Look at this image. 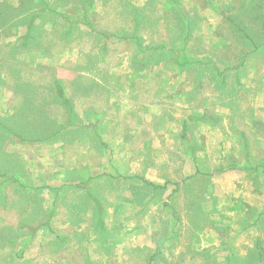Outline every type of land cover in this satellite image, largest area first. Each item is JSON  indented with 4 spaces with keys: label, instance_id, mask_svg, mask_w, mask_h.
Listing matches in <instances>:
<instances>
[{
    "label": "rangeland",
    "instance_id": "rangeland-1",
    "mask_svg": "<svg viewBox=\"0 0 264 264\" xmlns=\"http://www.w3.org/2000/svg\"><path fill=\"white\" fill-rule=\"evenodd\" d=\"M29 6L33 7L34 4L27 5L24 1V14H27ZM33 17L36 18L33 14L26 15L22 20L23 35L20 42L24 49L32 48L36 43L30 20ZM53 18L50 22L54 28L51 41L42 35L38 39L40 43H51L52 50L40 54L53 56L54 61L37 62L29 57L36 53L23 51L22 76L30 80L31 77L52 75L69 77L68 94L75 114L86 107V102L83 101L86 95L92 97V103L87 105L108 113L113 109L110 113L114 118V72L129 66L131 60L143 74L154 78L151 84L145 86V93L119 92L118 106L125 109L128 107L127 103H145L152 114V122L156 124L163 109L180 107L181 103L200 105L206 95L219 103L213 105L217 109L222 108L225 97V101L232 97L238 101L246 100L250 104L248 110L254 105L262 107L263 102L257 96L254 85L240 84V89L233 91L238 85L233 84L231 79L238 82L239 77L244 75L264 78V0H65L64 3L56 2ZM16 38L19 42L20 37ZM131 40L144 47L134 57L130 51ZM62 48L69 51L62 52ZM62 54H65L66 59H60ZM83 57L86 58V63L79 62ZM146 59L153 63L143 69L142 62ZM160 76H164L166 82L159 80ZM94 78L102 84L96 83ZM23 88L34 90L30 82L24 83ZM189 98L191 102H186ZM73 119L75 121L77 117H72V122ZM111 129V126L106 128L107 134L114 136ZM38 130L41 131L39 128ZM171 130L173 134V127ZM27 132L38 131L34 129ZM149 135L150 148L145 149L143 162L141 155L131 153L137 151V148H127L126 142H122L125 146L119 148L111 147L110 142H105V152L114 150V156L117 155L120 159L127 155L130 165L135 163V169H143L151 179L153 185L150 187L135 185L136 202L138 205L142 203L148 206L140 217L143 221L141 225L147 223V226L140 228L136 234L128 233L131 234V240H126L127 233L121 234L118 231L120 229L111 228L108 220L111 213L102 211V208H109L108 205L104 206L96 197L87 196L88 182L80 175L83 166L81 162L94 161L101 155V151L93 145L86 149L76 143L71 148L69 164L71 182L75 183L69 193L70 207H84L89 211L62 212L55 216V234L65 243L54 249L42 242L43 254L55 251L66 255L67 260H63L66 264H241V261L234 259V253H228L229 246H236L240 242L243 250L250 237L238 238L236 233L233 235L238 229L224 227L225 223H232V219L219 212L215 215L214 238L203 248V234L195 228L200 223L205 226L207 220L203 219L198 205L207 199V188L214 190V196L209 198L215 199L216 203L221 201L222 205V201L238 199L241 195L238 192L232 193L231 189L250 188V184H257V180L251 181L239 173H235L233 177H225L222 171L211 178L203 175L186 177L192 170L191 158L183 157L180 164L175 154L179 151L178 148L162 147L165 143L162 140H166L167 135L160 136L157 130L151 131ZM141 136L142 132L136 133L135 143ZM5 138L9 150L6 156L10 161L7 167L13 169L11 172L15 170L25 173V163L16 159L12 150V144L17 138L15 133L7 132ZM195 138L190 136L188 143ZM107 139L110 141L112 138ZM252 141L255 153L264 156V140L253 138ZM27 150L26 154L31 156L36 148L29 146ZM123 165L124 160L120 163V168ZM118 175L125 179L122 173ZM11 179L12 181L5 180L3 187L10 195L7 198L0 197V264H19L16 255L26 250L34 238L36 227L22 226L24 222L20 218L23 215L28 218L34 216L35 220L40 221L43 214L36 196L26 193L15 195L14 178ZM119 184V188L126 185L121 181ZM258 185L259 182L256 186ZM90 190L98 191V188ZM197 190L203 191V194L197 193ZM92 199L96 200L95 205H92ZM6 200L10 203H6ZM15 200L27 202L28 205L24 207L32 206L34 212H16ZM168 207L172 209L174 221V226L170 228L166 225L165 209ZM96 208H99L98 212L95 211ZM247 209L249 216H255V211ZM132 214L129 212L126 216L123 213L124 221L139 218L131 217ZM128 229L125 227V230ZM168 233L175 234L178 238L177 245L167 250L160 249ZM260 234L261 240L258 242L264 249V227ZM146 236L148 240L144 241ZM83 245L89 248L101 245L108 253L102 259L90 256L86 261L81 259ZM196 247L198 250H194ZM251 256L252 259L243 261L242 264H264V259H257L255 254ZM40 262L46 264V260L41 259L39 264Z\"/></svg>",
    "mask_w": 264,
    "mask_h": 264
},
{
    "label": "crops",
    "instance_id": "crops-1",
    "mask_svg": "<svg viewBox=\"0 0 264 264\" xmlns=\"http://www.w3.org/2000/svg\"><path fill=\"white\" fill-rule=\"evenodd\" d=\"M24 1L27 5L34 4L33 7L29 6L26 9L27 14H24ZM56 2L64 3L65 0H0V53H2L0 54V197L6 196L7 198L10 195L3 187L5 180L12 181L11 177H13L15 195L26 193L36 196V201L43 213L40 221L35 220L34 216L28 218L23 215L20 218L24 222L22 226H34L36 232L26 250L16 255L15 258L19 264H39L41 259L46 260V264H66L63 261L67 260L66 255L55 251H47L45 253L47 255L43 254L41 243L46 242L54 249L65 243L60 236L55 234V216H59L62 212L80 211L84 213L89 211L84 207L75 209L70 207L69 193L75 183L71 182L69 164L71 148L76 143L86 149L93 145L101 151V155L94 161L81 162L83 166L80 175L88 182L87 196L96 197L104 206L108 205L109 208H102V211L111 213L108 219L111 228L120 229L118 231L121 234L127 233L126 240H131L129 236L131 234L128 233L136 234L140 228H145L147 223L141 225L143 221L140 217L147 211L148 206L142 203L138 205L136 202L135 185L150 187L153 183L143 169L136 170L135 163L130 165L127 155L120 159L117 155L114 156V150L109 153L105 152L107 146L105 142H110L111 147L119 148L126 145L127 148H137V151L131 153L141 155L143 162L145 149L150 148L151 135L149 133L153 130H157L160 136L167 135L166 140H162L165 142L162 147L178 148L179 151L175 154L180 164L183 157L191 158L192 170L186 177L203 175L211 178L222 171L225 177H233L235 173H239L251 181L257 180V184L259 182L258 186L250 184V188L231 189L232 193L238 192V195H241L238 199L222 201V205L221 201L216 203L215 199L209 198V196H214V190L207 188V199L198 205L199 212L203 214V219L207 220V224L204 226V223H200L196 225L198 227L195 230L198 229V232L203 234L201 240L204 248L214 238L215 215L219 212L224 216L229 215L232 223H225L224 227L238 229L232 234L236 233L238 238L239 236L250 237V240L243 250L240 242L236 246H229L228 253H234V259L241 261V264L243 261L252 259L251 254L253 256L255 254L257 259L258 257L264 259V249L260 251L256 247V242L261 237L260 231L264 227V156L257 155L252 145L253 138L264 140V78L244 75L239 77L238 82L231 79L233 84L238 85L233 91L239 90L240 84L254 85L257 96L263 102L261 108L254 105L248 110L250 104H247L246 100L238 101L232 97L228 98L229 101H225V97L222 108L217 109L213 105L219 103L211 99L210 95H206L204 102L200 105L181 103L180 107L163 109L156 124L152 122V114L145 103H127L128 107L125 109L118 106L119 92L123 94L145 93V86L151 84L154 78V76L143 74L144 72L135 67L131 60L129 66L121 67L114 72V118L110 113L113 109L108 113V111L104 112L87 105L92 103V97L86 95L83 98L86 107L75 114L72 112L71 98L68 94L69 77L52 75L31 77L30 80L22 76L23 51L36 53L29 57L37 62L54 61L53 56L47 57L40 54L51 51L52 48L51 43H40L38 37L46 36L48 41H51V37L54 36V28L51 27L50 22L54 20ZM31 14L36 16L32 18L33 20L30 19L32 35L36 43L32 48L24 49L23 43L20 42L23 35L21 24L24 16ZM17 36L20 37L19 42ZM256 46L259 47L258 44ZM143 48V45H138L131 40L132 57ZM61 51L69 50L62 48ZM62 58L66 59L65 54L61 55L60 59ZM79 62L86 63V58L83 57ZM152 63L151 60H144L143 69L148 68ZM159 80L166 82L164 76H160ZM27 82L34 86V90H24L23 85ZM95 82L102 84L99 80ZM215 99L217 100L218 97ZM143 101H145L144 98ZM186 102H191V98ZM72 117H77V119L75 121L73 119L72 122ZM108 126H111L114 136L107 134ZM171 127L174 129L173 134ZM34 129L38 132H27L34 131ZM7 132L15 133L17 137L12 144V150L16 154L15 158L25 163L26 174L15 170L11 172L13 169L7 167L10 162L6 156V152L9 151L5 138ZM140 132L142 136L135 143L134 136ZM190 136L196 138L188 143ZM108 137L112 139L107 141ZM203 139L206 141L204 142ZM122 142L126 144L123 145ZM29 146L36 148L31 156L26 154ZM122 160H124V165L120 168ZM16 162L18 163L17 160ZM65 164L67 170H65ZM119 173L123 174L124 180L119 178ZM120 181L126 184L122 188H119ZM91 188H98V191L90 190ZM147 192L149 198L150 188ZM196 192L203 191L197 190ZM92 201L93 205L96 200L92 199ZM25 205L28 203L16 201L15 211L34 212L32 206L24 207ZM247 208L255 211V216H249ZM8 209L11 210V208H6ZM95 211L98 212L99 208ZM129 212L133 213L131 217L139 218L124 221L123 213L127 216ZM194 212L192 215L196 216ZM165 213L166 225L169 226L168 228L173 227L172 209L168 207ZM125 227L129 229L125 230ZM147 236L144 241L148 240L149 236ZM164 239L165 243L160 246V249L167 250L177 245L178 238L175 234L168 233ZM112 244H114V239ZM82 250L81 259L86 261L87 258H91L90 256L93 259H102L103 255L108 253L101 245L95 248L83 245ZM221 259L224 260L222 257ZM40 264H45V262H40Z\"/></svg>",
    "mask_w": 264,
    "mask_h": 264
},
{
    "label": "trees",
    "instance_id": "trees-1",
    "mask_svg": "<svg viewBox=\"0 0 264 264\" xmlns=\"http://www.w3.org/2000/svg\"><path fill=\"white\" fill-rule=\"evenodd\" d=\"M260 244H259V242L257 241L256 242V247L258 248V249H260V251H262V247L261 246H259Z\"/></svg>",
    "mask_w": 264,
    "mask_h": 264
}]
</instances>
